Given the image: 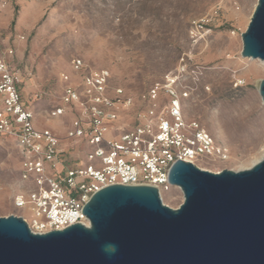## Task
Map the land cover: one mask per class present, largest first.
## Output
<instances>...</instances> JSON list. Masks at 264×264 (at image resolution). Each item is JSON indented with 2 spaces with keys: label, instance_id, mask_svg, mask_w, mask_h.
I'll return each instance as SVG.
<instances>
[{
  "label": "rangeland",
  "instance_id": "obj_1",
  "mask_svg": "<svg viewBox=\"0 0 264 264\" xmlns=\"http://www.w3.org/2000/svg\"><path fill=\"white\" fill-rule=\"evenodd\" d=\"M256 3L0 0V50H13L9 65L20 76L19 92L34 114V128L59 138L65 137L74 118L68 112L52 118L50 111L62 106V76L73 86L80 84L71 68L73 59L108 71L109 90L121 88L133 99L135 109L122 113L128 121L142 107L141 94L166 74H179L189 91L181 101L183 118L196 122L230 152L229 161H206L201 167L213 173L237 172L264 156V103L257 91L264 66L241 57V34ZM200 23L201 34L193 28ZM105 139L114 140L111 133ZM82 148L80 140L74 157L84 158ZM19 168L15 140L0 136V218L19 214L12 206L23 189ZM182 201L179 189L164 197L173 209Z\"/></svg>",
  "mask_w": 264,
  "mask_h": 264
},
{
  "label": "built area",
  "instance_id": "obj_2",
  "mask_svg": "<svg viewBox=\"0 0 264 264\" xmlns=\"http://www.w3.org/2000/svg\"><path fill=\"white\" fill-rule=\"evenodd\" d=\"M193 25L200 33L203 24ZM12 55L10 48L0 50V136L15 140L20 161L23 189L13 197L12 206L19 214L12 216L21 218L33 234L62 231L75 224L88 227L82 208L109 186L155 188L161 203L168 206L164 197L178 189L168 182L177 161L205 170L201 164L206 161L230 159L225 145L183 118L181 101L189 91L179 74H166L141 94L142 107L128 121L122 113L135 109L133 99L121 88L110 91L108 71L90 69L80 59L71 61L80 84L73 86L62 76V106L50 111L52 118L66 112L73 116L65 137L37 130L34 114L19 92L20 76L10 68ZM119 119L124 122L114 125ZM109 133L114 140L105 139ZM80 140L83 159L73 155Z\"/></svg>",
  "mask_w": 264,
  "mask_h": 264
},
{
  "label": "water",
  "instance_id": "obj_3",
  "mask_svg": "<svg viewBox=\"0 0 264 264\" xmlns=\"http://www.w3.org/2000/svg\"><path fill=\"white\" fill-rule=\"evenodd\" d=\"M241 42L242 58L264 63V0ZM257 91L264 103V80ZM168 182L183 195L175 209L155 188L114 185L82 208L88 227L38 235L21 218H0V264H264V159L217 173L177 161Z\"/></svg>",
  "mask_w": 264,
  "mask_h": 264
},
{
  "label": "clouds",
  "instance_id": "obj_4",
  "mask_svg": "<svg viewBox=\"0 0 264 264\" xmlns=\"http://www.w3.org/2000/svg\"><path fill=\"white\" fill-rule=\"evenodd\" d=\"M103 251L109 255L114 254L116 252V246L112 244L105 245Z\"/></svg>",
  "mask_w": 264,
  "mask_h": 264
},
{
  "label": "bare ground",
  "instance_id": "obj_5",
  "mask_svg": "<svg viewBox=\"0 0 264 264\" xmlns=\"http://www.w3.org/2000/svg\"><path fill=\"white\" fill-rule=\"evenodd\" d=\"M260 63L264 66V63H263V62L260 61ZM262 159H264V156H263V158H261L260 160H262ZM258 161H259V160H258ZM258 161L254 162L253 164H256ZM253 164H252V165H253Z\"/></svg>",
  "mask_w": 264,
  "mask_h": 264
},
{
  "label": "trees",
  "instance_id": "obj_6",
  "mask_svg": "<svg viewBox=\"0 0 264 264\" xmlns=\"http://www.w3.org/2000/svg\"><path fill=\"white\" fill-rule=\"evenodd\" d=\"M13 23V22H12Z\"/></svg>",
  "mask_w": 264,
  "mask_h": 264
}]
</instances>
